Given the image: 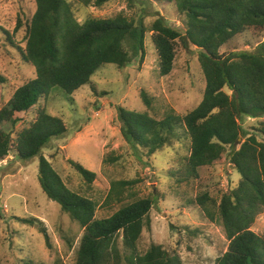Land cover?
<instances>
[{"label": "trees", "instance_id": "trees-1", "mask_svg": "<svg viewBox=\"0 0 264 264\" xmlns=\"http://www.w3.org/2000/svg\"><path fill=\"white\" fill-rule=\"evenodd\" d=\"M34 1L36 12L28 24L21 55L35 68L36 78L20 86L0 111V162L14 151L25 161L41 157L44 193L84 231L76 264H183L180 256L170 254L161 245L153 244L144 254L139 252L156 197L140 198L136 192L138 180L112 182L103 207L112 211L113 205L119 204L120 208L98 219V205L71 191L42 155L52 139L68 134L64 121L41 107L50 91L60 88L72 96L106 65L124 68L140 56L143 62L149 33L161 77L172 74L179 47L199 50L206 84L203 100L184 116L169 110L161 120L149 111L120 107L122 134L136 149L147 151L149 157L185 140V158L177 162L185 171L187 183L190 179L198 181L201 168L216 165L228 153V161L241 176L238 186L220 194L219 200L205 193L188 203L201 207L208 219L219 220L224 229L229 247L216 264H264V236L253 231L257 218L264 213V121H260L264 119V42L253 51L223 52L240 36L264 33V0H149L152 4L174 5L183 18L184 31L173 28L158 12L150 26L143 18L136 21L124 14L84 23L77 20L74 4L102 8L111 0ZM142 99L151 109L146 92H142ZM36 108L37 118L19 132L14 142L6 127L16 126L20 121L17 114ZM248 118L260 122L246 127L243 122ZM119 160L108 156L104 163L116 164ZM69 162L88 184L95 183L96 173L80 163ZM20 221L37 227L48 248H52L41 220ZM73 242L68 244L73 247Z\"/></svg>", "mask_w": 264, "mask_h": 264}, {"label": "rangeland", "instance_id": "rangeland-1", "mask_svg": "<svg viewBox=\"0 0 264 264\" xmlns=\"http://www.w3.org/2000/svg\"><path fill=\"white\" fill-rule=\"evenodd\" d=\"M36 12L34 0H0V111L6 107L15 91L36 78L35 68L24 62L21 50L26 46L28 24ZM80 23L88 19H110L124 14L150 26L156 12L168 20L173 28L184 31L183 18L176 7L149 0H111L102 8L74 4ZM21 26L17 31L16 28ZM264 42V33H247L235 39L225 50L253 51ZM199 50L178 48L172 74L161 77L159 60L151 34L146 36L145 60L141 56L124 68L115 65L102 67L91 82L72 96L56 88L50 91L41 107L61 118L67 129L65 137L52 139L43 156L63 178L68 188L92 199L97 205V218H107L120 208L104 209L112 182L138 180L136 192L140 198L156 197L139 243L144 254L153 244L163 246L170 254L178 255L183 264H216L228 251L229 241L216 220L207 218L201 207L189 204L205 193L216 200L227 189H235L241 176L224 159L212 167L199 170V180L185 181V171L177 162L186 155L185 140L149 157L144 149H136L122 134L119 108L149 113L158 120L169 110L184 116L203 100L206 84L199 62ZM146 92L151 102L147 109L142 99ZM38 108L17 114L20 121L6 130L19 132L37 118ZM264 121V119L260 120ZM260 121L248 118L243 123L253 127ZM243 140L240 141L242 143ZM120 159L118 163H104L107 157ZM80 163L97 174L94 184H88L70 164ZM41 157L21 160L14 151L0 162V264H76V252L84 235L81 227L44 193L40 183ZM41 220L51 238L48 248L37 227L22 223V219ZM264 236V213L253 227ZM74 241L73 247L68 241ZM121 250L122 244H121Z\"/></svg>", "mask_w": 264, "mask_h": 264}, {"label": "water", "instance_id": "water-1", "mask_svg": "<svg viewBox=\"0 0 264 264\" xmlns=\"http://www.w3.org/2000/svg\"><path fill=\"white\" fill-rule=\"evenodd\" d=\"M240 141H241V139H240Z\"/></svg>", "mask_w": 264, "mask_h": 264}]
</instances>
